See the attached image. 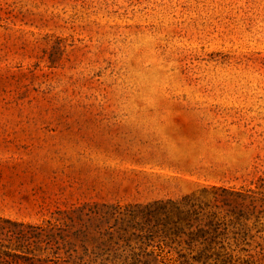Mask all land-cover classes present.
Listing matches in <instances>:
<instances>
[{
    "label": "rangeland",
    "instance_id": "obj_1",
    "mask_svg": "<svg viewBox=\"0 0 264 264\" xmlns=\"http://www.w3.org/2000/svg\"><path fill=\"white\" fill-rule=\"evenodd\" d=\"M155 260L264 264V0H0V264Z\"/></svg>",
    "mask_w": 264,
    "mask_h": 264
},
{
    "label": "trees",
    "instance_id": "obj_2",
    "mask_svg": "<svg viewBox=\"0 0 264 264\" xmlns=\"http://www.w3.org/2000/svg\"><path fill=\"white\" fill-rule=\"evenodd\" d=\"M163 212V211H162ZM162 215V218H166V222L162 225L163 229H161V232L165 234V237L169 236L170 234H178L180 235L184 230V223L186 221V217H182L184 214L183 211L177 210L172 212H164L160 213ZM136 264H150V262H137ZM154 264H159L154 261Z\"/></svg>",
    "mask_w": 264,
    "mask_h": 264
}]
</instances>
